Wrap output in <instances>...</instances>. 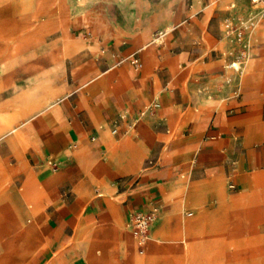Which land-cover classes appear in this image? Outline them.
Returning <instances> with one entry per match:
<instances>
[{"label":"crops","instance_id":"0c3cea01","mask_svg":"<svg viewBox=\"0 0 264 264\" xmlns=\"http://www.w3.org/2000/svg\"><path fill=\"white\" fill-rule=\"evenodd\" d=\"M232 3L222 15L197 0L196 22L157 29L152 40L146 28L142 50H118L105 40L81 47L87 53L73 66L71 81L48 76L32 83L40 106L25 103L28 86L0 112V133L43 167L29 173L43 186L19 196L30 204L31 225L1 264H30L33 256L41 261L42 230L55 249L78 241L51 264H138V257H145L139 264H211L213 249L241 242L245 246L235 247L228 260L247 251L254 260L264 251L263 238L231 244L218 235L248 230L257 219L234 215V209L264 202V20L253 39L251 69L245 76L225 69V51L232 49L222 21ZM239 11L247 12L246 2ZM158 30L168 31L162 44L154 41ZM67 45L62 55L84 40L70 36ZM156 102L135 131L121 121L113 134L120 113L136 115ZM48 159L64 165L48 171ZM45 198L49 224L43 227ZM153 206L161 220L152 225L147 254L139 256L130 217Z\"/></svg>","mask_w":264,"mask_h":264},{"label":"rangeland","instance_id":"374dc122","mask_svg":"<svg viewBox=\"0 0 264 264\" xmlns=\"http://www.w3.org/2000/svg\"><path fill=\"white\" fill-rule=\"evenodd\" d=\"M200 1L204 5L210 4L222 15L230 2L237 3L238 10L244 7L246 2L245 0ZM196 2L197 0H0V112L4 111L7 105L23 93L30 84L45 77L53 78L56 83L62 80L71 81L72 68L76 61L87 53L86 48H91L101 40L107 41L110 47L117 46L118 50L129 46H134V48L139 46L142 50L147 42L143 39V32L146 28L150 29V40H152L153 33L157 29H167L170 26L176 28L187 21L196 22ZM162 13L166 16L163 17ZM82 18L87 19L86 22L82 23ZM54 19L66 20L65 26L69 34L74 38L83 39L84 45L70 54L62 55L64 44L62 26L54 24L53 27L48 25L44 27L41 25ZM260 27L258 24L257 29ZM84 46L86 48L81 49ZM225 52L228 54L232 50ZM130 53H126V56L133 55ZM254 57L249 58L242 75L245 76L251 69ZM223 62L221 61V66ZM140 126L141 124L131 130L135 131ZM53 159L57 161L56 158ZM0 164L2 165L0 171L1 264L2 259L10 254L17 238L31 225V217L26 212L30 204L20 202L19 196L33 188L43 186L39 180H33L29 175L30 172L33 173L34 170L43 167H38L32 161L27 160L25 151L18 153L10 144L8 135L3 133H0ZM63 165L64 163L60 162L54 168L47 162L44 168L54 171ZM5 176L7 180L2 187ZM48 199L45 198L42 202L45 211L43 227L49 224L46 221L48 204H50L46 202ZM191 210L190 208L185 209L184 215L188 217L187 213ZM233 214L253 217L257 221L249 223V229L243 232L234 230L232 233L228 228L226 232L218 234L219 239L230 240L231 244L238 240L264 239V202L247 203L240 208H235ZM159 220H161L160 217L157 221ZM227 225L229 227L233 224L228 223ZM151 234L144 247H140L138 240H135L137 255L147 254ZM37 239L41 261L34 259V256L29 257L28 263L30 264L57 263L70 246L78 243L77 240H73L72 245L65 244L55 249L52 247L50 234H47L45 230L40 232ZM185 241V245L189 247V241ZM44 249H48L50 255L45 253L46 257L43 256L42 250ZM212 251L213 253L209 255L211 264H264V251L258 253L254 260L250 259L249 251L235 255L233 260H228L227 256L230 257L235 252L234 245H221ZM188 264L192 263L188 261Z\"/></svg>","mask_w":264,"mask_h":264},{"label":"built area","instance_id":"2783aa9c","mask_svg":"<svg viewBox=\"0 0 264 264\" xmlns=\"http://www.w3.org/2000/svg\"><path fill=\"white\" fill-rule=\"evenodd\" d=\"M247 12L241 13L237 8L236 3L230 6L231 12L222 21V32L224 38L231 46L232 52L226 54V62L224 68L234 70L241 73L247 66L249 58L252 56L253 39L257 32V25L264 20V0H245ZM167 30H158L154 34V41L158 44L164 42L167 35ZM123 60L120 59L118 64ZM136 68H142L143 64L139 58L134 57L132 60ZM159 103L141 110L138 114L132 115L130 112H122L115 121L112 129L113 134L119 132L121 121H126L129 127H136L142 118L151 111L152 108H158ZM95 140V138H92ZM49 165L56 168L59 164L53 160L48 161ZM150 165H154L155 161L150 159ZM236 165V162H234ZM232 189L236 188L233 183L229 184ZM191 214V213H190ZM160 217V208L153 206L149 210H136L131 214L129 225L134 235L136 236L139 246L144 247L151 234V228L154 222Z\"/></svg>","mask_w":264,"mask_h":264},{"label":"bare ground","instance_id":"6f19581e","mask_svg":"<svg viewBox=\"0 0 264 264\" xmlns=\"http://www.w3.org/2000/svg\"><path fill=\"white\" fill-rule=\"evenodd\" d=\"M65 21L66 20H64V21H58L57 19H54L53 21H48L47 23H43V24H41L42 26H44V27H46L47 25L48 26H50V27H53L54 26V24H58V25H61L62 26V28H63V42H64V47L65 48H67L68 47V42L70 41V34H69V30L67 29V26H65ZM36 85L35 84H30L29 85V88H28V90H26L25 92H24V101H25V103L26 104H28L29 106H31V105H33V103H34V106H40L39 105V103L37 102L38 101V99H37V95H36ZM30 103H32V104H30ZM53 105V104H52ZM10 106V105H9ZM32 107V106H31ZM200 203V202H199ZM203 203V202H202ZM224 203V202H223ZM199 206V205H198ZM43 207V206H42ZM227 209V208H226ZM226 211V210H225ZM218 213V212H217ZM216 213V214H217ZM225 215H227V214H225ZM168 219V218H167ZM165 220V219H164ZM164 220H163V222H164ZM166 222V221H165ZM162 224H164V223H162ZM161 224V225H162ZM160 225V226H161ZM167 225H168V223H167ZM172 225V224H171ZM164 226H166V225H164ZM160 228H162V227H160ZM168 231V230H167ZM177 231V230H176ZM184 231V230H183ZM133 232V231H132ZM179 232V231H178ZM134 234V233H133ZM170 235V234H169ZM133 236V235H132ZM136 237V236H135ZM169 237V236H168ZM135 240V239H134ZM177 240V239H176ZM132 241V240H131ZM203 241V240H202ZM186 242V241H185ZM247 242V241H246ZM263 242V241H262ZM131 243V242H130ZM244 243V242H243ZM256 243V242H255ZM127 244V243H126ZM128 245V244H127ZM235 245V247L236 248H240V249H242V247H244L245 246V244H243L242 245V242H241V244H234ZM251 245V244H250ZM263 245V244H262ZM121 246H123V245H121ZM248 246V245H247ZM99 251V250H98ZM200 251V250H199ZM152 253H153V251H152ZM155 253V252H154ZM184 255V254H183ZM186 255V254H185ZM143 258H145V257H138V261H137V263L139 264L140 262H141V260L143 259ZM185 258V257H184ZM204 258V257H203ZM205 260V259H204ZM206 263V260L204 261V262H200V264H205Z\"/></svg>","mask_w":264,"mask_h":264}]
</instances>
